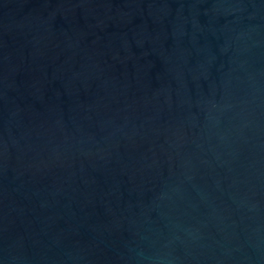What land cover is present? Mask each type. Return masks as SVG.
<instances>
[{"label": "water", "instance_id": "1", "mask_svg": "<svg viewBox=\"0 0 264 264\" xmlns=\"http://www.w3.org/2000/svg\"><path fill=\"white\" fill-rule=\"evenodd\" d=\"M0 264H264V0H0Z\"/></svg>", "mask_w": 264, "mask_h": 264}]
</instances>
